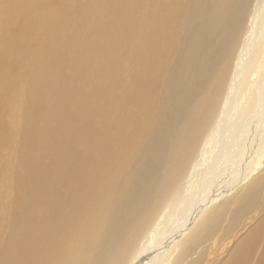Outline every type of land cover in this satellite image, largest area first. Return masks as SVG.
Returning a JSON list of instances; mask_svg holds the SVG:
<instances>
[{"label": "bare ground", "instance_id": "bare-ground-1", "mask_svg": "<svg viewBox=\"0 0 264 264\" xmlns=\"http://www.w3.org/2000/svg\"><path fill=\"white\" fill-rule=\"evenodd\" d=\"M112 1L9 0L17 16L0 15V54L2 41L16 50L13 62L0 58V90L22 58L18 75L30 80L13 84L25 105L12 113L26 114L12 133L29 198L14 199L0 264H179L215 239L225 212H207L248 182L219 239L234 243L245 207L247 220L260 216L248 209L264 190V0L252 14L254 0H139L141 13L125 0L128 30L98 16ZM90 26L84 55L74 28ZM127 51L129 73L99 72L103 60L116 72ZM232 250L226 264H264V219Z\"/></svg>", "mask_w": 264, "mask_h": 264}, {"label": "rangeland", "instance_id": "rangeland-1", "mask_svg": "<svg viewBox=\"0 0 264 264\" xmlns=\"http://www.w3.org/2000/svg\"><path fill=\"white\" fill-rule=\"evenodd\" d=\"M117 1L118 0H113L112 1L113 3L109 2V4L107 3V4L100 5L101 9L98 12V16L100 18H102L101 19L102 21H107V23L112 21L111 22L112 24H115L118 27L122 26L123 28L127 29L128 23L130 24L131 22H127V20H124V19L122 20L121 16L118 15V13L122 15L123 11L125 10L124 5L127 6L126 2H128L129 0H126V2H125V0H121L118 2ZM114 2H115V4H114ZM136 2L138 4H134V6L132 7V11H136L138 13H141L143 11L144 5L142 3L139 4V0H136ZM87 3L88 2H86V0H78L77 3L71 2L72 5H76V4L86 5ZM255 3H256V0L253 1L252 6L250 5V13L251 14H252L253 9L255 7ZM111 4L113 7L111 6V9L108 10L107 7L110 6ZM16 8H17L16 4L9 3V0H0V15L2 17H8L10 20H13L17 16ZM66 8H69V7L66 5ZM106 9H107V11H106ZM122 9H124V10H122ZM108 11H109V13H108ZM102 12L104 13V15H103L104 17L102 15H99ZM109 16H110V18H109ZM143 16H141L142 18H140L139 21H137L138 26H139V24L142 26V24L146 22L143 19L144 18ZM114 19H116V20H114ZM248 19H249V17H248ZM83 22L85 23V22H87V20L85 18H82V20H79L78 23H83ZM120 22H121V24H120ZM126 22H127V26H126ZM81 26H82V24H81ZM245 27L246 28L248 27V20L246 21ZM123 28L121 31L123 32V34L127 35L125 29H123ZM92 29H93V27L90 26V28H87V30H88V32H87L86 27L85 28L83 27L82 30L74 28V34L76 36H80V34H81V36L78 37L79 41H80V49H79L80 51L79 52L84 54V55L88 54L86 52L85 48H83V47L86 44L88 46V44L91 43L92 35L90 33H91V31H94ZM76 30H79V34H77ZM80 30H81V32H80ZM82 33H84V34L82 35ZM66 35H67L66 36L67 38L68 37H76L75 35H73V36H68V34H66ZM84 36H87L88 38L90 37L89 40H86L88 38L87 37L84 38ZM83 42H85V43H83ZM180 50H181V46H179V43H178L175 46V53L176 54L178 53L180 55ZM113 51H114V49L110 50L111 55L112 54L114 55ZM15 54H16L15 48L10 47V46H5L3 44V41H2V49H1V54H0L1 60L4 62H13L14 61L13 57ZM130 54L132 55V53H128V51H127L126 53L123 52L121 54V56L119 55V58L121 57V59H120V62H118V70L116 72H114L115 68L113 69L115 62L111 61L112 63L110 65L106 64L104 60H103V63H105V64L99 62L100 66H101V69L99 70V72H102L103 74H115V75H118V74L124 75V74L129 73V71L132 67L131 66L132 64L129 65L131 63V61L129 59L131 57ZM116 56H113L114 58H112L114 61H116V59H117V58H115ZM83 57L84 56H82V58ZM177 57H178V55H177ZM122 59H123V63H122ZM22 61H23V58L18 62L17 66L14 68V70L10 74V82H11L13 88L11 87V89L0 90V99H1V101H0V106H1V110H0V233H1V231H3L5 224L12 221L15 217L16 206L14 207V204H13L14 199L15 198L19 199L22 196V202H25L29 198L26 191L21 188L22 187V179L26 178L27 176L23 175V177L20 179V187H19V183H18V181H19L18 179L21 175V168H23L25 166V164L27 163V161L24 159L23 150L20 151V149H19L20 142L18 140H19L20 133H18L16 136L12 133L13 130H15L14 132H17V130L15 128V126H16L15 123L23 122L24 117L26 116L25 113H24L25 114L24 116L19 115L18 118H13V116H12V113L14 112V110H19V112H20L24 108V105H25V99L21 97V95H23V92H19L22 89V87L21 86H14L13 84L22 85V84L26 83L29 85L28 82H30L29 78L18 75V71L22 66ZM125 62H127V63L125 66H123ZM94 63L96 65V67L93 69H97L98 62L94 61L93 64ZM8 67L9 66H7L5 64L0 65V71L6 70V68H8ZM108 67H109V69H108ZM122 67H125V68H122ZM172 67H173V65H172ZM91 69L92 68H87L86 70H84V72H83L84 79L93 80L94 77L97 75L96 72L95 73L91 72V74H90L91 76L87 78ZM95 71H97V70H95ZM0 76H4V75L1 74ZM81 76H82V70H81ZM99 76H100V74H99ZM4 77H6V76H4ZM86 82L88 83V82H90V80H87ZM77 83H78L77 85H81L79 81ZM247 87H248L247 89H249L250 85L248 84ZM2 88L3 87L1 86L0 89H2ZM247 89H244V94L248 92ZM34 105H35V102L33 103V106ZM25 133H27V132H25ZM21 134H24V133H21ZM43 140H44V138H43ZM16 141L19 144H17ZM263 172H264V170H260L259 173L257 174V176H260L261 174H263ZM255 177H256V175L253 176L249 181H251ZM183 183H182V186H183ZM248 183L243 184L242 186H244V187L243 188L240 187L238 193H237V191H238L237 190V191L233 192L230 196H228L226 199H221L220 201H218L214 205V208L211 209L209 212H207L208 217H210L213 214L212 212H214V214L216 211L219 213V212H222V210H224V212H225L226 217L223 220V224H221L220 228L217 227L214 230L215 231V236H214L215 239L213 241L210 240L209 242H206L202 246L201 245H199V246L194 245L193 249L196 250L195 254L190 256L189 258H184V260L178 262L179 264H184V263L188 264V262H190L193 258L198 257L202 251H205L206 249H209V248H210V252L212 253V255L210 257V259H211L210 261L213 264H216V263L226 264L228 262L230 254L233 251L232 249H234L235 243H237L241 239L245 238L247 236L248 232L250 230H252V228H254L259 221L264 219V190H262L258 195H255L257 197L253 200V204H252L251 209H248V210L253 209V211L256 212V214L259 213L260 216L258 217V219L255 221L247 220V218L253 217L254 214L247 212L246 211L247 207H245V212L242 213V216L245 218V220L243 222H240V227L237 230V233L239 235L237 236V239L234 241V243L226 246L223 244H227V243L219 239L224 235L223 230L226 229L229 226V224L231 223V221L234 217L233 216L234 213L242 205V202H240L239 200L241 199V197L243 196L244 193L246 194V192L248 190L247 188L249 187L247 185ZM175 189L178 190L179 186L176 185ZM245 190H246V192H245ZM157 196L159 198L161 197L160 194H158ZM166 197H167V195L161 197V199H162L160 202L161 204L163 203L162 201H165ZM252 197H253V195H252ZM153 211H155V209ZM161 212H162V210H161ZM17 216H18V214L16 215V218H17ZM237 220L240 221V218H238ZM241 221H242V219H241ZM202 223L203 222H201V224ZM0 236H2V234H0ZM216 239H217V242H216ZM0 240H1V237H0ZM194 242H192L191 244H193ZM213 244H215V245L213 246ZM189 245H190V243H185L184 245H182L178 249L177 253L179 254L182 250H184V248L190 251L192 249V246L191 245L189 246ZM177 253L175 254V256L177 255ZM187 260H188V262H185ZM172 264H173V262H172Z\"/></svg>", "mask_w": 264, "mask_h": 264}]
</instances>
